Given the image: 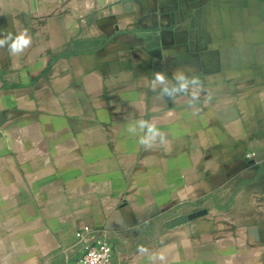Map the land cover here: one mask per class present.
<instances>
[{
  "label": "crops",
  "instance_id": "1",
  "mask_svg": "<svg viewBox=\"0 0 264 264\" xmlns=\"http://www.w3.org/2000/svg\"><path fill=\"white\" fill-rule=\"evenodd\" d=\"M85 227L114 264H264V0H0V264Z\"/></svg>",
  "mask_w": 264,
  "mask_h": 264
},
{
  "label": "built area",
  "instance_id": "2",
  "mask_svg": "<svg viewBox=\"0 0 264 264\" xmlns=\"http://www.w3.org/2000/svg\"><path fill=\"white\" fill-rule=\"evenodd\" d=\"M247 157L251 158L253 155L249 154ZM76 236L82 251L76 264H114L113 248L105 238L94 235L89 227L78 231Z\"/></svg>",
  "mask_w": 264,
  "mask_h": 264
},
{
  "label": "clouds",
  "instance_id": "3",
  "mask_svg": "<svg viewBox=\"0 0 264 264\" xmlns=\"http://www.w3.org/2000/svg\"><path fill=\"white\" fill-rule=\"evenodd\" d=\"M29 43L30 40L26 38V33H22L13 43L12 48L15 52H20L22 51L23 47L27 46ZM157 78L162 80L163 76L158 73Z\"/></svg>",
  "mask_w": 264,
  "mask_h": 264
},
{
  "label": "water",
  "instance_id": "4",
  "mask_svg": "<svg viewBox=\"0 0 264 264\" xmlns=\"http://www.w3.org/2000/svg\"><path fill=\"white\" fill-rule=\"evenodd\" d=\"M155 54H159V52H155ZM180 224V220H177L176 222H173L172 226Z\"/></svg>",
  "mask_w": 264,
  "mask_h": 264
}]
</instances>
